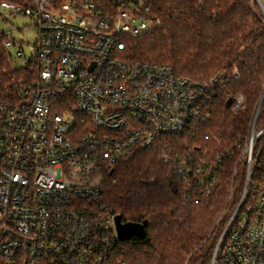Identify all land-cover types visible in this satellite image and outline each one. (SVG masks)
I'll use <instances>...</instances> for the list:
<instances>
[{
  "label": "built area",
  "instance_id": "obj_1",
  "mask_svg": "<svg viewBox=\"0 0 264 264\" xmlns=\"http://www.w3.org/2000/svg\"><path fill=\"white\" fill-rule=\"evenodd\" d=\"M252 2L264 22V0ZM6 15L33 19L38 39L27 57L0 29L26 68L17 90L0 95V264H128L118 258L105 173L163 136L196 138L224 73L197 81L168 64L128 60L127 38H146L162 23L150 0H4L0 22ZM245 102L238 95L233 108ZM259 115L258 106L242 154L244 186L218 220L211 264H264V176L252 181L264 154ZM162 158L188 195L212 192L216 171L206 150L168 145Z\"/></svg>",
  "mask_w": 264,
  "mask_h": 264
},
{
  "label": "trees",
  "instance_id": "obj_2",
  "mask_svg": "<svg viewBox=\"0 0 264 264\" xmlns=\"http://www.w3.org/2000/svg\"><path fill=\"white\" fill-rule=\"evenodd\" d=\"M150 1L162 23L146 38L128 37L125 57L168 64L177 74L197 81H208L222 72L225 85L216 91L211 117L196 138L163 136L152 148H137L105 173L103 194L111 211L126 222L143 224L147 231L143 239L133 236L117 242L120 260L128 264H211L224 224L218 220L229 212L244 186L247 163L242 154L264 93V22L252 0ZM25 73L26 68L11 66L1 40L0 95L16 91ZM238 95H244L246 102L234 109ZM263 125L264 99L258 127ZM168 145L175 151H207L216 171L210 194L191 191L188 195L187 184L163 161ZM263 176L261 154L252 181L259 182Z\"/></svg>",
  "mask_w": 264,
  "mask_h": 264
},
{
  "label": "rangeland",
  "instance_id": "obj_3",
  "mask_svg": "<svg viewBox=\"0 0 264 264\" xmlns=\"http://www.w3.org/2000/svg\"><path fill=\"white\" fill-rule=\"evenodd\" d=\"M8 21L0 22L2 31L12 32V36L22 43L27 57H30L34 52V45L38 39V32L35 29V22L28 16L6 15ZM10 53L14 59V65L19 67L24 65V60L17 58L16 46L10 48Z\"/></svg>",
  "mask_w": 264,
  "mask_h": 264
},
{
  "label": "water",
  "instance_id": "obj_4",
  "mask_svg": "<svg viewBox=\"0 0 264 264\" xmlns=\"http://www.w3.org/2000/svg\"><path fill=\"white\" fill-rule=\"evenodd\" d=\"M264 99V93L260 100L259 109H261V105ZM228 104H232V100L228 101ZM116 227L118 232V238L120 241L124 242L132 238L133 236L143 239L147 235L146 228L143 224L131 222V221H124L122 215H116Z\"/></svg>",
  "mask_w": 264,
  "mask_h": 264
}]
</instances>
